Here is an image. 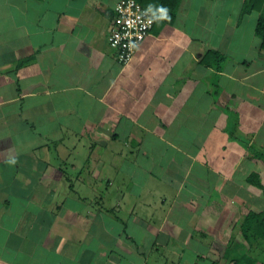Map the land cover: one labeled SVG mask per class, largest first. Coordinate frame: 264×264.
<instances>
[{
    "label": "crops",
    "instance_id": "0c3cea01",
    "mask_svg": "<svg viewBox=\"0 0 264 264\" xmlns=\"http://www.w3.org/2000/svg\"><path fill=\"white\" fill-rule=\"evenodd\" d=\"M117 1L0 0V264H264L259 12L181 0L121 65Z\"/></svg>",
    "mask_w": 264,
    "mask_h": 264
},
{
    "label": "built area",
    "instance_id": "2783aa9c",
    "mask_svg": "<svg viewBox=\"0 0 264 264\" xmlns=\"http://www.w3.org/2000/svg\"><path fill=\"white\" fill-rule=\"evenodd\" d=\"M154 23L152 10L138 0L117 1L108 39L121 65L131 61L139 45L150 34Z\"/></svg>",
    "mask_w": 264,
    "mask_h": 264
},
{
    "label": "trees",
    "instance_id": "16d2710c",
    "mask_svg": "<svg viewBox=\"0 0 264 264\" xmlns=\"http://www.w3.org/2000/svg\"><path fill=\"white\" fill-rule=\"evenodd\" d=\"M143 6L150 8L155 17L154 25L171 22L175 15L181 0H138ZM257 11L259 17L256 26V33L263 38L264 41V0H244L242 13ZM154 27V26H153ZM215 52H209L205 57H210ZM208 58H206L207 60ZM259 157L264 160V153H258ZM257 185H261L257 174H253L249 178ZM259 216V215H257Z\"/></svg>",
    "mask_w": 264,
    "mask_h": 264
},
{
    "label": "rangeland",
    "instance_id": "374dc122",
    "mask_svg": "<svg viewBox=\"0 0 264 264\" xmlns=\"http://www.w3.org/2000/svg\"><path fill=\"white\" fill-rule=\"evenodd\" d=\"M157 25H159V24H157Z\"/></svg>",
    "mask_w": 264,
    "mask_h": 264
}]
</instances>
